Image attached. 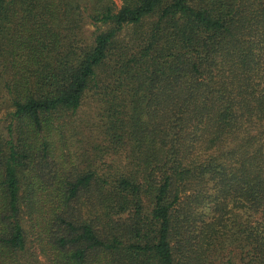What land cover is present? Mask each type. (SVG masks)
Listing matches in <instances>:
<instances>
[{
	"label": "trees",
	"instance_id": "16d2710c",
	"mask_svg": "<svg viewBox=\"0 0 264 264\" xmlns=\"http://www.w3.org/2000/svg\"><path fill=\"white\" fill-rule=\"evenodd\" d=\"M121 1L0 0V264H264V0Z\"/></svg>",
	"mask_w": 264,
	"mask_h": 264
},
{
	"label": "rangeland",
	"instance_id": "374dc122",
	"mask_svg": "<svg viewBox=\"0 0 264 264\" xmlns=\"http://www.w3.org/2000/svg\"><path fill=\"white\" fill-rule=\"evenodd\" d=\"M114 2L116 4L117 9H120L121 6H122V1L121 0H114ZM85 27H86V29L88 30L89 33H91L94 29H96V27L94 25H91V24H87ZM103 29H106V26H104ZM125 31H123V34L125 33ZM92 108H93V106H91V105H88V104L85 105V107L82 108L79 111L77 117L80 118V119H87V120L92 119L93 120V118H91V116L93 114V112L91 110ZM82 123H83L84 133L85 134H89L88 129L85 128V127H87L86 126L87 125L86 122H84V120H82ZM80 136L82 137V134H80ZM85 140L86 141L96 140L95 142L101 143V139L100 138L99 139H96V138H89V137H87V138H85ZM84 147L85 148H88L89 147V144L87 142H85V141H84ZM57 150H58V151H56V155L57 156L60 155L63 151H65V152L68 153L67 148H66V145L63 144V143H62V145H59V144L57 145ZM106 158H107V159H105L106 160V163H108L109 161L110 162L112 161L111 158H108V157H106ZM50 159L53 160V159H57V158L55 156V157H50ZM74 159H76V163L78 164L79 169H81L82 165H81L80 159L79 158H74ZM70 168H71L72 171H75V167L71 163H70ZM75 172H78V171H75ZM20 177L23 178V172H21ZM222 259H223V261H225L227 258L226 257H223Z\"/></svg>",
	"mask_w": 264,
	"mask_h": 264
}]
</instances>
